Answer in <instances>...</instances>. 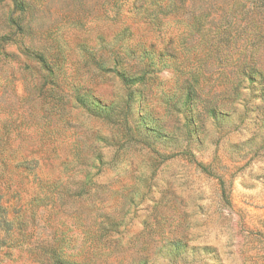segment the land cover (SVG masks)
Returning <instances> with one entry per match:
<instances>
[{"label":"rangeland","instance_id":"obj_1","mask_svg":"<svg viewBox=\"0 0 264 264\" xmlns=\"http://www.w3.org/2000/svg\"><path fill=\"white\" fill-rule=\"evenodd\" d=\"M0 264H264V0H0Z\"/></svg>","mask_w":264,"mask_h":264},{"label":"trees","instance_id":"obj_2","mask_svg":"<svg viewBox=\"0 0 264 264\" xmlns=\"http://www.w3.org/2000/svg\"><path fill=\"white\" fill-rule=\"evenodd\" d=\"M4 215H5V210L0 206V221H3Z\"/></svg>","mask_w":264,"mask_h":264}]
</instances>
